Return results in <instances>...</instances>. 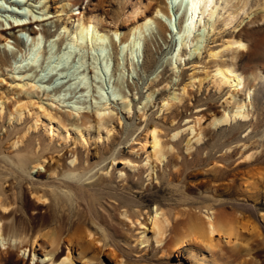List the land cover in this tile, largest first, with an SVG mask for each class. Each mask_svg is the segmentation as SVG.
Segmentation results:
<instances>
[{
    "label": "rangeland",
    "instance_id": "obj_1",
    "mask_svg": "<svg viewBox=\"0 0 264 264\" xmlns=\"http://www.w3.org/2000/svg\"><path fill=\"white\" fill-rule=\"evenodd\" d=\"M47 1L44 10L42 0H0V32L15 27L7 39L0 35V186L6 196L10 186L25 194L18 193L17 203L6 210L5 230L25 235L23 244L29 248L33 238L37 241L33 259L23 247H13L1 249L0 264H43L38 243L49 240L44 233L68 229L87 246L82 258L77 246L69 245L79 264H264V20L248 23L260 13L241 12L227 24L239 1L214 0L211 17L204 14L194 39L180 47V60L174 48L180 45L185 13L177 5L170 13L165 0H79L74 13L96 19L99 28L118 29L117 35L109 33L102 54L75 45L67 33L58 36L62 29L52 15L66 1ZM257 4L249 0L247 11ZM158 7L162 11L157 14ZM46 10L51 13L42 16ZM146 14L153 19L135 33L138 47L132 51L130 28ZM16 18L46 33L19 31L17 25L23 23ZM233 39H241L246 47L224 49ZM209 51L221 53L211 58ZM215 61L233 65L246 77L247 88L237 93L236 101L247 100L248 89H253L248 117L211 125L231 107L225 99L232 87H219L205 77ZM193 73L201 83L189 86L181 102L161 108ZM34 80L39 87L34 99L62 113L67 133L58 118L53 121L56 131L44 129L42 123L34 127L37 115L46 120L38 104L10 120L8 111L27 99L16 83ZM149 92L153 94L147 100ZM104 104L111 112L98 129L95 110ZM77 110L79 117L90 115L91 126L80 128L82 137L65 116L71 112L72 119ZM105 126L112 128L109 136ZM152 127L163 144L161 161L150 154L147 132ZM20 136L22 143L13 145ZM148 155L150 165H145ZM156 207L169 219L165 245L152 235L148 217ZM212 210L218 220L235 226L237 239L227 241L221 230L213 236L215 241L220 238L217 245L189 239L195 230L191 222L204 230L203 220ZM66 245L61 242L59 259Z\"/></svg>",
    "mask_w": 264,
    "mask_h": 264
},
{
    "label": "bare ground",
    "instance_id": "obj_2",
    "mask_svg": "<svg viewBox=\"0 0 264 264\" xmlns=\"http://www.w3.org/2000/svg\"><path fill=\"white\" fill-rule=\"evenodd\" d=\"M44 1V4L42 5L43 9L48 8V1L47 0H42ZM66 3H64L61 6L60 10H56V15H52L54 18L53 21L55 24L59 23L61 27V31L58 33V36L61 34L67 33L70 36L71 41L79 46V47H88L93 49L99 50L102 54L105 51L106 48V43L108 41L109 33H113L115 35L118 34V29H112V30H107L104 28H99L96 24V19H89L84 16V14L81 11L78 12H73V6H76L79 4V0H65ZM176 1L175 5H177L178 9H182L185 13L184 19L182 26L180 28V35H179V41L180 45L176 48L175 50V55L179 56L180 60L181 55L179 54L180 47L187 46L193 39H194V30L197 26V24L201 23L203 21V15L207 13L208 17H211L213 14V11L209 9L213 4L214 0H174ZM239 3L235 4L236 8L235 11L229 12V16L227 18V24L232 23L233 20L237 19L240 13L244 14H249V13H257V11L260 13L258 16H255L254 18L250 19L248 23L254 22L257 19L264 20V0H257L258 4L256 5L255 8H251V11H247V6H248V1L249 0H238ZM166 3V9L168 12L173 13V11L170 8V3L171 0H165ZM69 6V10H66L65 7ZM60 11V12H59ZM66 11V12H65ZM162 10L160 7L155 9V12L158 14ZM65 12V16H62V13ZM137 13V11H134ZM51 13L49 10H46L43 15H47ZM74 17V18H73ZM76 17V18H75ZM142 18H144V21L139 22L140 20H137L135 24L130 28V31L132 33V38L128 43L131 45V50L134 51L135 47H138V41L135 37V33L137 31H141V29L152 20V16L150 15H142ZM16 23H20L22 25H17L19 28V31L26 30L29 31L33 34L36 33H46L45 29L43 30L35 31L33 28H29L26 24H24V19L22 18H16L15 19ZM36 25L40 26L41 23L37 22ZM211 27L214 28L213 23H211ZM14 25L9 29V30H2L0 32L1 36H4L6 39L7 37H10V34L13 32ZM129 31V32H130ZM127 33L126 36H124L123 39H121L122 43H126L127 37L130 33ZM9 35V36H8ZM194 36V37H193ZM35 42H38V38L34 39ZM179 44V43H178ZM123 47V46H122ZM246 44L243 42L241 39H233L231 41H227L225 44L224 49H234L236 51H240L241 49L245 48ZM221 51H209V56L211 58H217L219 57ZM216 67L211 71V70H205V77H210L213 82H215L216 85L219 87H222L224 85H229L232 87V90L229 92V99H225L228 104H231V107H228L226 109H223L222 113L218 116L215 117L211 121V125H223L229 123L231 120H235L236 118H246L249 115V110H248V105L251 104V95L253 93V89L249 88L247 91V100H241V101H236V95L237 93L243 89L247 88L246 87V77L244 74L239 72L238 70L235 69L233 65H227L224 61H215ZM104 67L108 70L109 66L105 63ZM201 78L198 77L196 74H191L190 75V80L188 83L184 84L180 91L174 92L172 95L167 97L165 101L162 103L161 108L167 109L173 104H177L183 100L185 95L188 93V87L192 86L196 83L198 85L201 83ZM12 81H15L14 79ZM16 90L18 92H22L26 96V101H22V103H19L18 106H16L14 109H10L8 111L10 120L15 119L18 120L22 117L24 113L27 112L28 106H33L37 105L40 109H42V113L46 116V120H41L39 115L36 116L33 122V126L37 127L38 124L42 123L44 129H48L49 131H54L55 128L53 127V121L55 118H58V121L60 122V126L64 129V131L67 133V126L68 124L66 123L62 113H59V111H54L49 110L48 108H45L42 104H39L36 99H34V94L37 93V89L39 88L38 85L36 84L35 80L34 81H18L15 86ZM151 92L147 94L146 99L150 100L152 98ZM3 101H0V113H2L4 105ZM124 107H126L128 110L130 109V104L127 102H124L123 104ZM111 112L110 107L107 104L102 105L99 108H96L95 114L97 116L96 122L98 123V129L103 127V123L106 121L107 115ZM76 117L73 116L72 119H70L72 113L71 112H65V116L69 117V120H72L71 125L74 126L78 130V135L82 137L81 133V126L87 125V127L91 126L90 122V115L87 114H82L81 117L78 115L80 112L77 110L76 111ZM74 115V113H73ZM196 121L199 123V119L197 118ZM192 131L195 130V127H191ZM57 129V128H56ZM106 129V136H109V133L112 128H109L108 126H105ZM56 131V130H55ZM149 133V138L148 141L150 142L152 146V152L150 153L151 156H154L157 160L161 161L164 157L165 154L162 151V145L160 142L159 138V132L156 127H152ZM179 134V132L173 133L172 137H175ZM100 136V134H98ZM200 139V134L198 133L196 140ZM23 141V136L17 138L14 140L13 145H19ZM147 142V137L144 143L141 145V147L145 146V143ZM251 155V154H250ZM249 155V156H250ZM257 157V156H256ZM248 158V157H247ZM150 155L147 156V161L145 165H148L150 163L149 161ZM74 161V159H73ZM40 165V164H38ZM150 165V164H149ZM41 166V165H40ZM150 168V166H148ZM11 188V194L10 196H6L4 194V189L3 186H0V251L1 249H5L6 251H9L11 248H20L23 247V252L29 253L32 255V258L36 256V251L33 248L34 243H36V239L33 238V241L31 243V248L26 244L24 245L23 243L27 240L25 235H19V234H11L8 231L5 230V218H6V210L9 209L12 205L17 203V195L19 193L20 197L23 195L25 196L24 192L22 189H20L19 192L15 191V186H10ZM44 193L38 194L36 200H34L35 203H39L38 201L40 199H43ZM25 198V197H24ZM218 212H213L210 211L209 214L205 215V220L204 221V230L201 231L197 230L198 224H196V221L191 222V226L193 227L194 233L189 238L190 240H194V242H203L207 246H213L217 245V242H219L220 238L215 241L213 238L214 234H217L218 232L223 231L225 233V237L227 238V241H230L231 237H235L238 234L237 229L235 228L234 225L231 223H228V221L224 220V218L221 217V220H218ZM150 219V223L152 225V230H153V237L155 238V241L157 243H166V238H167V230L169 227V219L165 216L164 212L159 210L157 207L153 210V212L149 215L148 217ZM225 222V223H223ZM171 224V222H170ZM222 224V225H221ZM175 226V225H174ZM201 226V225H200ZM89 231V230H88ZM92 232V231H90ZM145 232V230H144ZM169 232V231H168ZM87 234V233H86ZM92 233L88 232V236H91L94 238V236L91 235ZM45 236L49 237V240H42V242L38 243L40 247H42V250L40 251V258L44 260L43 264H79V262H76V259L74 258L72 252L70 251L69 245L73 247V245L77 246L78 253L82 255V258H84V254L86 252V244L85 241L83 240L81 236L77 235L75 236V233L71 231V229H68L65 233H58L57 231H51V232H46L44 233ZM27 236V235H26ZM35 236V235H34ZM90 237V238H91ZM233 237V238H234ZM37 238V237H36ZM92 238V239H93ZM238 238V235L235 239ZM95 239V238H94ZM32 240V238H31ZM66 241V254L63 255L61 259H59L60 254H59V248L61 245V242ZM92 241V240H91ZM95 241V240H94ZM183 241H187L186 239ZM31 242V241H30ZM188 242V241H187ZM192 242V241H191ZM185 243V242H184ZM49 247L46 249V246ZM33 246V247H32ZM180 247V245H179ZM175 248V247H174Z\"/></svg>",
    "mask_w": 264,
    "mask_h": 264
},
{
    "label": "water",
    "instance_id": "obj_3",
    "mask_svg": "<svg viewBox=\"0 0 264 264\" xmlns=\"http://www.w3.org/2000/svg\"><path fill=\"white\" fill-rule=\"evenodd\" d=\"M175 3H176V1H174V0H171V3H170V8H171V10H174L175 9ZM177 16V14H175V17Z\"/></svg>",
    "mask_w": 264,
    "mask_h": 264
}]
</instances>
